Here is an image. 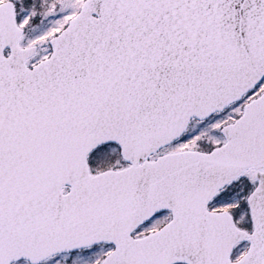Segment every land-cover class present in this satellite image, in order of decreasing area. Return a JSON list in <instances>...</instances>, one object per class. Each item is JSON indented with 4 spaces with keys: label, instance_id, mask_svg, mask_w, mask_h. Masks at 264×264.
Returning a JSON list of instances; mask_svg holds the SVG:
<instances>
[{
    "label": "snow or ice",
    "instance_id": "1",
    "mask_svg": "<svg viewBox=\"0 0 264 264\" xmlns=\"http://www.w3.org/2000/svg\"><path fill=\"white\" fill-rule=\"evenodd\" d=\"M0 264H264V0H0Z\"/></svg>",
    "mask_w": 264,
    "mask_h": 264
}]
</instances>
